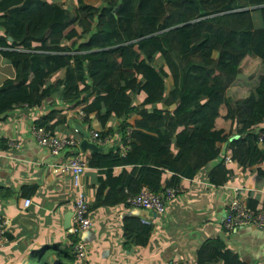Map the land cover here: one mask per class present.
Wrapping results in <instances>:
<instances>
[{
    "label": "trees",
    "instance_id": "trees-1",
    "mask_svg": "<svg viewBox=\"0 0 264 264\" xmlns=\"http://www.w3.org/2000/svg\"><path fill=\"white\" fill-rule=\"evenodd\" d=\"M0 57L13 70L0 85V115L41 113L35 127L57 138L78 110L101 140L120 136L87 162L89 211L127 205V188L188 189L210 162L207 182L218 186L264 164V0H0ZM123 165L134 168L105 197L104 181ZM213 247L235 264L219 242L205 244L199 264Z\"/></svg>",
    "mask_w": 264,
    "mask_h": 264
},
{
    "label": "crops",
    "instance_id": "crops-1",
    "mask_svg": "<svg viewBox=\"0 0 264 264\" xmlns=\"http://www.w3.org/2000/svg\"><path fill=\"white\" fill-rule=\"evenodd\" d=\"M4 69L10 73L4 74L3 80L13 77L12 68L0 57V71ZM76 112L75 122L68 124L71 127H61L55 135L75 139L80 145L58 157L34 145L32 131L38 112L17 109L0 122V218L7 222L0 238V264H33L35 259L29 258L39 254L48 264H59V256L67 252L74 256L73 264H199V254L207 242L223 244L235 254V264H264V230L246 227L228 231L223 226L237 190L248 196L249 207L264 208V164L231 177L229 185L218 186L207 182L215 162L197 174L188 189L181 186L185 194L171 200L162 214L107 202L88 210L92 227L80 236L86 258H77L72 250L76 238L64 228L65 216L73 213L77 198L73 178L54 173L45 164L65 163L73 156L88 162L93 152L82 150L83 133L89 143L103 149L104 155L118 144L120 136H109V143L100 146L90 139L91 131L99 132L96 121L87 129ZM113 130L117 133V124ZM13 142L16 144L11 145ZM121 150L125 154L124 146ZM133 168H114L103 183L104 196L111 193L110 185L119 173L130 174ZM81 180L83 183L82 176ZM27 199L31 200L28 208L24 206ZM221 255V248L213 247L205 264H222Z\"/></svg>",
    "mask_w": 264,
    "mask_h": 264
},
{
    "label": "built area",
    "instance_id": "built-area-1",
    "mask_svg": "<svg viewBox=\"0 0 264 264\" xmlns=\"http://www.w3.org/2000/svg\"><path fill=\"white\" fill-rule=\"evenodd\" d=\"M76 113L78 121L84 123L85 114L80 111ZM128 133H131L130 129L128 130ZM32 135L35 147L52 157H58L66 149L80 145V142L75 139L55 138L50 136L43 129H38L36 127L32 131ZM90 139L96 141L100 146H105L109 143L110 137H107L105 140H100L99 132L91 131ZM15 144L16 142L11 143V145ZM225 163L230 165L231 159L227 157ZM45 166L51 167L54 173L67 174L73 178L74 187L77 190V198L74 204L71 225L68 229V233L76 238V242L72 247L73 253L77 258L85 259L86 248L80 241V236L92 227V220L88 217L89 205L85 196V186L81 180L83 172L88 169L87 160L73 156L67 159L65 163L56 165L45 164ZM172 176L173 174L166 173V179H170ZM124 192L125 195L128 196L125 201L127 206L131 208L145 209L157 215L162 214L165 211L166 205L171 200H175L178 195L185 194V190L182 187H172L158 193H153L146 189L141 193L132 194V191L129 188ZM247 202L248 196L242 195L241 191L237 190V196L230 204L228 212L223 220V226L226 230L236 231L246 227H254L259 231L264 230V208L253 209L248 206ZM30 204V199L24 201V206L26 208H28ZM6 226L7 222L0 218V238L6 230Z\"/></svg>",
    "mask_w": 264,
    "mask_h": 264
},
{
    "label": "water",
    "instance_id": "water-1",
    "mask_svg": "<svg viewBox=\"0 0 264 264\" xmlns=\"http://www.w3.org/2000/svg\"><path fill=\"white\" fill-rule=\"evenodd\" d=\"M258 8L259 7L251 8V11H254V9H258ZM9 41L12 42L13 41L12 38H9ZM8 114L9 113L0 115V122L5 120L6 117L8 116ZM83 136H84V140L81 143L82 150H91L93 153L98 154V155H104L105 154V152L103 151L102 148H98L94 144H91L87 141V136L85 133H83ZM239 138H240L239 136H233L232 137V139H239ZM72 215H73V213H69L65 216V220H64L65 230L69 229V227H70V221H71Z\"/></svg>",
    "mask_w": 264,
    "mask_h": 264
},
{
    "label": "rangeland",
    "instance_id": "rangeland-1",
    "mask_svg": "<svg viewBox=\"0 0 264 264\" xmlns=\"http://www.w3.org/2000/svg\"><path fill=\"white\" fill-rule=\"evenodd\" d=\"M71 2H72V0H60V3L65 4L66 7L68 5H70ZM5 70L6 69H4L3 71H0V85L2 84V81H4L3 80L4 79V74H6L8 76L9 73H10V70H6V71Z\"/></svg>",
    "mask_w": 264,
    "mask_h": 264
}]
</instances>
